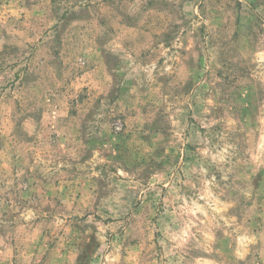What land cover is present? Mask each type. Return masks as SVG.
<instances>
[{"label":"rangeland","instance_id":"obj_1","mask_svg":"<svg viewBox=\"0 0 264 264\" xmlns=\"http://www.w3.org/2000/svg\"><path fill=\"white\" fill-rule=\"evenodd\" d=\"M0 264H264V0H0Z\"/></svg>","mask_w":264,"mask_h":264}]
</instances>
